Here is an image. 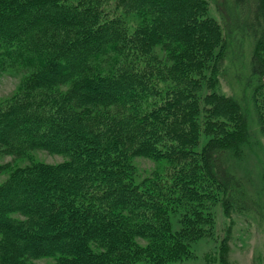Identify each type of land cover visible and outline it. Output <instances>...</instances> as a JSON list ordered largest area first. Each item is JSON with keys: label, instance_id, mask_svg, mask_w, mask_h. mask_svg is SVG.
I'll list each match as a JSON object with an SVG mask.
<instances>
[{"label": "trees", "instance_id": "16d2710c", "mask_svg": "<svg viewBox=\"0 0 264 264\" xmlns=\"http://www.w3.org/2000/svg\"><path fill=\"white\" fill-rule=\"evenodd\" d=\"M202 1L0 0L1 69L25 70V89L48 92L0 102V153L70 157L0 183L2 264H178L212 231L209 185L223 191L225 216H264L247 122L251 105L264 134V0H215L220 20ZM120 12L147 21L131 28ZM227 74L242 99L203 93ZM139 156L165 160L166 183L123 168Z\"/></svg>", "mask_w": 264, "mask_h": 264}, {"label": "rangeland", "instance_id": "374dc122", "mask_svg": "<svg viewBox=\"0 0 264 264\" xmlns=\"http://www.w3.org/2000/svg\"><path fill=\"white\" fill-rule=\"evenodd\" d=\"M232 0H229L231 3ZM205 5V15L207 18H213L220 20L215 0H204L202 1ZM121 11V10H120ZM122 13V15H121ZM123 16L127 25L131 28L140 26V24L147 21L145 16L139 17L138 14L133 12L119 13ZM150 16V15H149ZM153 16V15H151ZM150 16V18H152ZM154 16H157L155 13ZM250 50V49H249ZM158 54V53H157ZM159 56V55H158ZM26 71L17 69L15 66L6 65L4 70L0 67V102L12 99L17 95L33 94L38 95V91H30L22 86L25 79ZM57 90V93L63 92L64 88ZM203 93L215 91L220 95H238L239 99H242L246 93L239 87V84L231 79V74L225 75L219 84L216 85L213 90L203 87ZM40 95H46L48 92H40ZM63 94V93H62ZM202 95V94H201ZM52 96V94H51ZM258 99V111L264 118V86L261 85L260 94ZM247 108L249 111V120L247 121L250 125L252 133L255 134L254 138L258 141V146L251 149L248 154L250 164L255 168L256 177H259L260 170H263L264 166V134L259 129L258 118L256 115L255 107L249 105ZM248 107V106H247ZM46 110H51L50 104L44 107ZM238 114V113H237ZM236 118H239L238 115ZM264 121V120H263ZM223 121H210V123H221ZM227 124L239 125V121H224ZM247 124V123H246ZM200 144V143H199ZM257 156L260 157L262 162L256 166L255 161ZM70 157L63 153L51 152L45 149H25L22 152H3L0 153V183L6 180L9 174L17 167L26 168L31 166L33 162H40L47 165L62 164L68 161ZM168 164L165 160H155L144 157H133L132 161L127 164L124 163L123 168H133L134 176L136 181L143 182L146 180L148 183H157L163 185L166 183V177L169 175ZM259 178V181L264 186L263 181ZM209 185V184H207ZM209 190L216 194L218 200L213 207L214 212V225L212 231H206L204 235L198 237L193 241L191 248L186 256L176 261L178 264H264V216L258 218L257 222H250L245 217L237 215L232 211L229 217L225 216L221 205V197L223 191L215 185H209ZM216 190V191H215ZM179 192L177 189L175 190ZM215 192V193H214ZM264 200V199H263ZM183 208V207H181ZM23 218L22 216H19ZM172 224L175 225L176 219L173 218ZM142 244H145V238L138 237ZM0 264L1 260H0ZM24 264H63L61 259L57 257H37L28 259Z\"/></svg>", "mask_w": 264, "mask_h": 264}]
</instances>
